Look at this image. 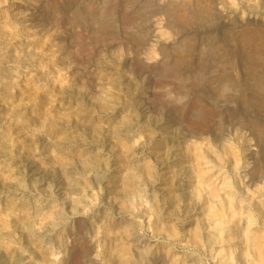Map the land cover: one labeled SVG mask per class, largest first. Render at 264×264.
I'll list each match as a JSON object with an SVG mask.
<instances>
[{"label": "rangeland", "instance_id": "1", "mask_svg": "<svg viewBox=\"0 0 264 264\" xmlns=\"http://www.w3.org/2000/svg\"><path fill=\"white\" fill-rule=\"evenodd\" d=\"M0 264H264V0H0Z\"/></svg>", "mask_w": 264, "mask_h": 264}, {"label": "bare ground", "instance_id": "2", "mask_svg": "<svg viewBox=\"0 0 264 264\" xmlns=\"http://www.w3.org/2000/svg\"><path fill=\"white\" fill-rule=\"evenodd\" d=\"M255 75H256V74H255ZM254 77H255V76H254ZM253 81H254V80H253ZM226 186H227V187H230V184L226 183Z\"/></svg>", "mask_w": 264, "mask_h": 264}]
</instances>
